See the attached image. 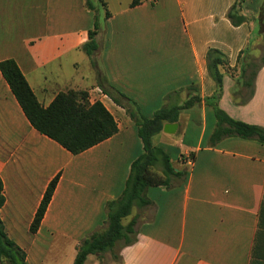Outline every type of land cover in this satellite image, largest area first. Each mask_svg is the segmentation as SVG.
<instances>
[{
  "label": "crops",
  "instance_id": "obj_1",
  "mask_svg": "<svg viewBox=\"0 0 264 264\" xmlns=\"http://www.w3.org/2000/svg\"><path fill=\"white\" fill-rule=\"evenodd\" d=\"M97 1L102 10L97 2L89 9L87 0H0V62H16L44 107L60 92L87 91L90 103L101 102L118 126L112 138L73 155L34 129L0 72V218L7 237L27 264H74L82 242L107 229L108 203L121 197L132 163L144 153L136 123L113 98L125 95L150 119L198 96L201 102L180 111L174 134L162 130L152 138L182 175L170 187L147 189L150 204L123 219V225L135 220V242L122 246L112 264H264V145L239 137L213 145L216 118L205 102L217 90L208 51L219 50L231 68L247 60L264 0H242L243 15L256 24L240 26L227 17L238 0ZM96 21L95 60L104 84L83 51ZM243 82L225 74L218 107L235 121L264 128V66L245 104ZM58 175L33 233L44 193ZM99 258L90 255L85 264H100Z\"/></svg>",
  "mask_w": 264,
  "mask_h": 264
},
{
  "label": "trees",
  "instance_id": "obj_2",
  "mask_svg": "<svg viewBox=\"0 0 264 264\" xmlns=\"http://www.w3.org/2000/svg\"><path fill=\"white\" fill-rule=\"evenodd\" d=\"M138 2L139 0H133L132 5H136ZM242 3V0H238L227 14L234 26L248 23V17L242 12ZM103 5L105 6V4ZM87 6L91 10L94 9L90 0H87ZM108 15L107 13L106 17ZM261 20H264V4L259 15V21ZM99 29V24L96 21L94 28L88 33L89 41L83 46V51L91 59V63L96 69L98 81L104 84L106 79L98 70L95 60V55L99 49L97 42ZM207 63L209 75L217 85L214 95L205 100L206 104L213 108L216 118V128L211 138L212 144L215 145L226 137H239L246 140H256L264 145V128L235 121L218 107V100L222 93V79L225 74L235 77L238 74L236 67H229L226 57L216 49L208 51ZM263 66L264 55L261 65L257 66V70L252 71L250 77L245 78L243 82V87L248 90V93L245 96L240 94L241 104L247 103L253 96L255 76ZM0 72L34 129L73 155L81 154L118 133V126L114 117L101 102L91 104L87 91L60 92L48 107H44L38 101L14 60L0 62ZM113 99L118 105L126 109L136 123L139 137L144 146V153L132 163L130 175L121 197L108 203L107 229L82 242L74 264H85L90 255L102 257L103 254L113 253V249L120 242H122V246L131 245L135 242V220H132L128 225H123V219L131 215L134 207L143 208L150 204L145 196L147 189L160 186L170 187L172 180L182 175L175 172L170 156L152 144V138L163 130L166 122L176 123L180 111L189 109L201 102L198 96H193L182 106L163 108L155 112L152 118L146 119L141 115L138 106L125 95L118 93ZM59 178V175L56 176L44 193L31 224V232L33 233L38 230L42 223ZM4 203V184L0 177V210ZM114 257L116 260L119 259L118 255H114ZM3 260H8L11 264H27L25 252L7 237L4 224L0 218V263Z\"/></svg>",
  "mask_w": 264,
  "mask_h": 264
},
{
  "label": "rangeland",
  "instance_id": "obj_3",
  "mask_svg": "<svg viewBox=\"0 0 264 264\" xmlns=\"http://www.w3.org/2000/svg\"><path fill=\"white\" fill-rule=\"evenodd\" d=\"M256 1L257 0H247L246 2H248L249 5H256ZM91 2H93V4L95 5V3L98 1L97 0H91ZM98 7L100 10H102V7L98 4ZM258 23H259V30H258V34L257 37L252 41L253 43V48L251 49V47L248 48V51H250L251 56H249L244 60H241V58L238 60V67H236V71L238 72V75H241L240 77L243 79V81L245 80V78H249L252 71H256V67L261 65L262 62V57L264 55V20L259 21V17H258ZM253 22L254 24H256V20H251V18H248V23ZM252 66V67H251ZM99 70V69H98ZM244 70H245V74H244ZM245 94L248 93L247 91H244ZM195 131H199L198 126H196L194 128ZM157 139H154L153 143H156ZM174 148V152H170L172 154L173 157L175 153V150L177 149L176 146L170 148L173 150ZM126 220H130V217L127 218ZM122 247V242L118 243L117 246L113 249V253H107V254H103L102 257H100V264H112L113 262H116L118 260H116V258L114 257V255H118L120 249ZM0 264H11L8 260H3Z\"/></svg>",
  "mask_w": 264,
  "mask_h": 264
},
{
  "label": "water",
  "instance_id": "obj_4",
  "mask_svg": "<svg viewBox=\"0 0 264 264\" xmlns=\"http://www.w3.org/2000/svg\"><path fill=\"white\" fill-rule=\"evenodd\" d=\"M178 129V125L174 123H167L163 127V131L167 134H174Z\"/></svg>",
  "mask_w": 264,
  "mask_h": 264
}]
</instances>
